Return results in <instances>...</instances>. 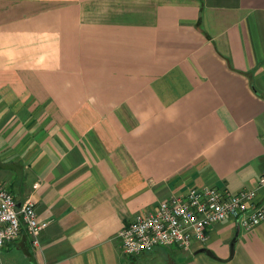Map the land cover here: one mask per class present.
<instances>
[{"label":"crops","instance_id":"1","mask_svg":"<svg viewBox=\"0 0 264 264\" xmlns=\"http://www.w3.org/2000/svg\"><path fill=\"white\" fill-rule=\"evenodd\" d=\"M264 0H0V185L48 222L0 264H264V221L125 256L190 188L257 189Z\"/></svg>","mask_w":264,"mask_h":264},{"label":"built area","instance_id":"2","mask_svg":"<svg viewBox=\"0 0 264 264\" xmlns=\"http://www.w3.org/2000/svg\"><path fill=\"white\" fill-rule=\"evenodd\" d=\"M264 186V169L258 178ZM257 189L236 193L226 188H190L184 194L162 200L152 213L134 217L121 228L116 238L125 256L151 252L161 246L188 249L194 241L203 242L211 226L234 219L249 230L264 221V198ZM48 222L39 221L33 202L27 198L17 204L13 195L0 185V246L25 233L33 247L39 245L38 233Z\"/></svg>","mask_w":264,"mask_h":264}]
</instances>
